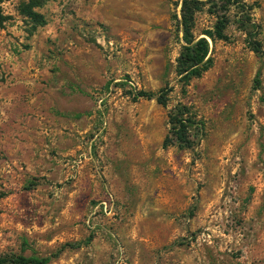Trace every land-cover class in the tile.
<instances>
[{
	"label": "rangeland",
	"instance_id": "1",
	"mask_svg": "<svg viewBox=\"0 0 264 264\" xmlns=\"http://www.w3.org/2000/svg\"><path fill=\"white\" fill-rule=\"evenodd\" d=\"M242 1L225 40L194 13L212 63L188 80L180 0H48L38 26L0 3V254L264 264V0ZM177 105L200 122L189 148L162 145Z\"/></svg>",
	"mask_w": 264,
	"mask_h": 264
},
{
	"label": "trees",
	"instance_id": "2",
	"mask_svg": "<svg viewBox=\"0 0 264 264\" xmlns=\"http://www.w3.org/2000/svg\"><path fill=\"white\" fill-rule=\"evenodd\" d=\"M3 0H0V3ZM48 0H26L21 3L20 12L25 15L33 26L43 25L45 23L41 14L33 10L34 7L40 6ZM207 6V11L214 15L212 30L204 32L210 40H225L227 36L224 34V28L228 22L227 11L229 7L239 9V13H248L249 7L245 8L242 0H180L179 18H176L181 28V38L184 42L175 59L176 71L181 74L184 80L191 77H199L206 71L212 63L210 55H208V42L205 37H193L191 29L193 26L194 13L202 6ZM2 19L0 15V20ZM244 16L238 18V22H244ZM251 50L257 55L260 54L259 43L255 40L251 42ZM259 71L254 76V83L258 85ZM168 89L163 87L156 91L137 90L133 94V98L154 99L156 103L164 105L167 98ZM169 130L162 140V145L175 144L180 148H189L193 144L191 132L199 129L200 122L194 121L184 105L174 106L168 114ZM52 254L45 256L23 255L20 253L0 254V264H46Z\"/></svg>",
	"mask_w": 264,
	"mask_h": 264
}]
</instances>
